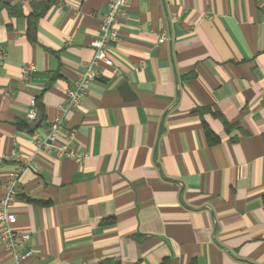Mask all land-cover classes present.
Listing matches in <instances>:
<instances>
[{"label":"crops","instance_id":"0c3cea01","mask_svg":"<svg viewBox=\"0 0 264 264\" xmlns=\"http://www.w3.org/2000/svg\"><path fill=\"white\" fill-rule=\"evenodd\" d=\"M2 1L0 197L20 168L11 211L30 237L25 264H264V0H128L117 75L101 68L46 148L107 0ZM32 98L43 121L28 133L16 124H32ZM0 264H15L1 244Z\"/></svg>","mask_w":264,"mask_h":264},{"label":"built area","instance_id":"2783aa9c","mask_svg":"<svg viewBox=\"0 0 264 264\" xmlns=\"http://www.w3.org/2000/svg\"><path fill=\"white\" fill-rule=\"evenodd\" d=\"M128 7V0H107L106 11L100 17L99 27L92 41L93 58L85 65L84 73L76 78L71 87L66 92L67 105L61 108L62 116L53 119L46 128V134L38 139L39 147H50L53 145L56 133L62 123L63 116L69 111L74 110L81 104L88 92L90 84L96 81L100 75L101 68L112 69V74L117 75L118 71L114 68L111 47L118 42V28L120 18L125 15ZM167 38L166 33H161L158 42L162 43ZM34 70L33 66H29ZM36 99L32 98L26 112L27 120H35L37 117ZM67 150L65 147L57 149L58 153ZM69 157L74 153L67 152ZM14 159L20 161L18 154ZM22 161V159H21ZM33 159H27V166L30 167ZM21 169L11 170L7 173L4 180V192L0 197V244L12 254L15 264H25L33 256V250L29 246V235L18 232L14 229L16 215L11 211V207L16 199L19 190V179Z\"/></svg>","mask_w":264,"mask_h":264},{"label":"trees","instance_id":"16d2710c","mask_svg":"<svg viewBox=\"0 0 264 264\" xmlns=\"http://www.w3.org/2000/svg\"><path fill=\"white\" fill-rule=\"evenodd\" d=\"M54 1V0H53ZM5 4L3 3L2 0H0V10L2 8H5ZM45 12V10H44ZM44 12L42 13H32L29 17H28V30H27V37L30 41H33L34 42V38H35V29H36V24H37V21L38 19L44 14ZM36 109H37V117L35 120L32 121V124H29L27 123L26 121H21V122H18L16 124V127L18 130H21V131H26L28 133H32L34 132L35 130H37L41 124H42V121H43V107H42V104L39 100V98H37L36 100ZM210 112V109L208 108H200V109H196L194 110L192 113H198L199 115H202L204 113H208ZM213 115V117H216L218 118L222 123H223V126L225 128V130H228L231 125H229L225 120L224 118L218 114V113H211ZM202 127H203V131H204V135H205V138L207 140V142L210 144V145H214L216 144L218 141H219V138L210 130V128L208 127V125L202 121ZM36 204H45V203H41V202H34ZM99 264H120L118 261L116 260H113V259H107V260H103L101 261Z\"/></svg>","mask_w":264,"mask_h":264}]
</instances>
